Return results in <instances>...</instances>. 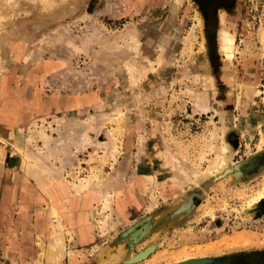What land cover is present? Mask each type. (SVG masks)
I'll list each match as a JSON object with an SVG mask.
<instances>
[{
	"label": "rangeland",
	"instance_id": "1",
	"mask_svg": "<svg viewBox=\"0 0 264 264\" xmlns=\"http://www.w3.org/2000/svg\"><path fill=\"white\" fill-rule=\"evenodd\" d=\"M45 1L0 0V115L6 71L20 79L40 62L57 65L40 73L42 92L89 100L0 129V264L27 249L35 258L24 263L39 264L59 224L73 255L57 264H264V246L235 244L264 240V0ZM219 20L238 47L233 65L219 52ZM223 144L231 162L205 177ZM86 181L93 189L74 190Z\"/></svg>",
	"mask_w": 264,
	"mask_h": 264
},
{
	"label": "crops",
	"instance_id": "2",
	"mask_svg": "<svg viewBox=\"0 0 264 264\" xmlns=\"http://www.w3.org/2000/svg\"><path fill=\"white\" fill-rule=\"evenodd\" d=\"M19 58H15V59L18 60ZM254 64L256 65V67L258 68L260 67L259 66L260 63L258 61L255 62ZM55 65H56L55 62H51V64H49L47 68L46 67L44 68V63L40 62L35 66L33 65L35 67V72L33 71L30 74L24 72L20 79L17 78L18 71L16 70L6 71V73L4 74V76L6 77L5 89L2 91L1 94V101L6 110V115H5L6 117L0 115V129L13 132L12 130L14 128L16 129L20 123L24 122V124H26L30 122L32 119L36 118L38 114H54V113L56 114L57 112H60V114L62 113L66 114V112L75 110L79 106H85L86 102H88L89 100L88 95H82V96L67 95V94H62L61 91L59 93H47V92H42V90L39 89L38 86L39 83H41L40 73H42V75L43 74L46 75V73L50 72L52 70V67H55ZM26 74L29 76L30 79L29 78L26 79L25 77ZM5 158L3 162H0V177L3 175L2 172L4 170L1 163H6ZM29 180H31L30 176H29ZM5 186L7 185L6 184L4 186L1 185L0 187L1 192H3V188ZM38 224L39 223L37 222H35L34 224L32 223V221H30L29 226H27L24 232L23 230H21L22 228L20 226L21 228V229L19 228L20 232L28 234L27 244L29 242H32V238H33L32 234L34 230L38 227L37 226ZM4 229H6V227H3L2 223H0V241L2 239L1 236H4V231H3ZM4 241L6 244L5 238ZM25 251L26 253H24L23 258L22 257L20 258L19 256L14 257V260L17 264L20 262L22 264L26 262L28 255L32 257V260L35 258L34 253L33 255H31V252L28 251V249ZM9 252L11 251L9 250Z\"/></svg>",
	"mask_w": 264,
	"mask_h": 264
},
{
	"label": "bare ground",
	"instance_id": "3",
	"mask_svg": "<svg viewBox=\"0 0 264 264\" xmlns=\"http://www.w3.org/2000/svg\"><path fill=\"white\" fill-rule=\"evenodd\" d=\"M47 1V0H46ZM45 1V2H46ZM3 8V7H2ZM7 8V7H6ZM8 10V9H7ZM6 11V10H5ZM10 11V10H9ZM13 11V9H12ZM4 19L5 20H11V18L13 17L10 12H6L4 13ZM222 16V15H221ZM220 22V25H219V28H218V36H217V39H218V45H219V52L220 54L223 56L224 60L227 61L229 64L233 65L234 64V61L237 59V54H238V47L236 46V43H235V39L233 36H231V33L230 31L227 29V26L225 25H222L223 23H221L222 21L219 20ZM263 39V38H262ZM135 45V44H134ZM136 46V45H135ZM134 47V46H133ZM2 63L3 62H0V69L2 68ZM206 77V82H207V87L208 88H211L214 84V80L213 78L211 77ZM204 77V78H205ZM206 110V109H205ZM110 117V116H109ZM222 118V121H224V117L223 115L221 116ZM112 118V117H110ZM113 119V118H112ZM220 119V120H221ZM221 121V122H222ZM259 128V134H260V140H259V144H258V147L259 149L263 148L264 147V121L260 120L258 126ZM117 128V127H116ZM119 129V128H118ZM221 130V129H220ZM223 130V129H222ZM117 131V130H116ZM61 134V133H60ZM59 134V135H60ZM63 134L60 135V139H57L59 141H64V140H61L63 139ZM112 136H114L112 134ZM213 136V135H212ZM62 137V138H61ZM67 137V136H65ZM247 138V142L249 143L252 138L254 137V135L252 134H247L245 136ZM68 138V137H67ZM65 138V139H67ZM245 138V139H246ZM213 139V138H212ZM211 139V140H212ZM70 141H68L69 143H59V141H57L60 145L58 148H50L48 147L47 148V151H46V155L48 158H51L52 161L55 159V156L58 155L57 153H60V152H64L65 151V148H67L68 145H78L77 144V139L75 137L73 138H69ZM215 140V139H214ZM55 141V140H53ZM66 141V140H65ZM55 144V142H54ZM115 144V143H114ZM57 145V146H58ZM56 146V145H55ZM212 146V145H211ZM210 146V147H211ZM214 146V145H213ZM17 147V146H16ZM22 147V146H21ZM70 147V146H69ZM216 149V147H214ZM212 149V147L210 148ZM214 150V149H213ZM24 151V149H23ZM215 151V155L212 157L211 160H209V164H208V168H206V173L204 174L205 177L206 176H215L216 174L218 175V173H220L228 164L230 161V157L228 156L227 154V151H228V146L226 144H223L221 145L219 148H217ZM18 152V151H17ZM212 152V151H211ZM22 153V152H21ZM203 157V156H202ZM201 159V158H200ZM57 160V159H56ZM229 167V166H228ZM196 172H194L195 174ZM199 174V175H197ZM202 173H200V171L198 173H196L197 177H195V181H193L194 183H197L198 182V179L200 178ZM195 175V176H196ZM202 174V176H204ZM189 177H192V176H189ZM194 177V176H193ZM187 178V177H186ZM47 179V178H46ZM53 179H55V177L53 175H48V179L50 183H53ZM193 179V178H191ZM191 179L188 178L189 181H191ZM183 180V179H182ZM187 179L183 181V185H188L189 181ZM194 180V179H193ZM55 182V181H54ZM192 182V181H191ZM97 186H98V183H96ZM95 186V183L91 182V181H86L85 183H80V184H76L74 185V190L76 192H80L82 191L83 189H87V190H90V189H93V187ZM14 188V187H13ZM5 189V188H3ZM7 190H9V188L7 187L6 188ZM11 197H14V190L12 189L11 190ZM48 191V190H47ZM51 193V194H50ZM18 194V193H17ZM49 194V198L53 199V194L52 192H48ZM98 194L101 196L100 198V201L102 203V208L103 210H107L110 208L111 206V200L113 198V195L112 194H109V193H106V190L105 191H98ZM253 207V206H252ZM257 207V206H256ZM256 207L254 208H251L249 207V209H246L248 215H251L253 213V211L256 209ZM260 207H261V204H260ZM109 215V214H108ZM57 221L59 222V216H55ZM76 223V222H75ZM57 224V223H56ZM57 229L59 230L58 231V234H56V238L53 240H50L49 242V245L46 247V250L44 251L43 253V257L41 259V262L39 264H57L59 262V260L64 257L65 255H68L69 257H72V251H67L66 248H65V244H64V239L62 238V236L60 235L61 233V230L63 229L62 225H58ZM78 234V233H77ZM52 238V237H51ZM72 240H73V236H72ZM254 238L253 237H249L248 235H243V236H240L238 237L236 240H235V244L236 245H239L241 244V246H247L248 244V247H249V244L250 246H255V244H257V246H264V240L257 243V242H254L253 241ZM253 242V243H252ZM252 243V244H251ZM147 244V243H146ZM146 246V245H145ZM245 246V247H246ZM256 247V246H255ZM13 250V249H12Z\"/></svg>",
	"mask_w": 264,
	"mask_h": 264
},
{
	"label": "water",
	"instance_id": "4",
	"mask_svg": "<svg viewBox=\"0 0 264 264\" xmlns=\"http://www.w3.org/2000/svg\"><path fill=\"white\" fill-rule=\"evenodd\" d=\"M205 261H207L206 259H202V260H198V261H196V262H194V264H202V262H205Z\"/></svg>",
	"mask_w": 264,
	"mask_h": 264
}]
</instances>
